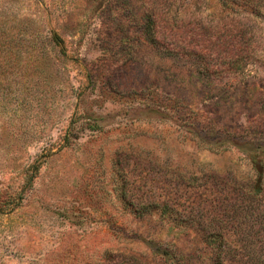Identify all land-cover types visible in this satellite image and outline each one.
Segmentation results:
<instances>
[{
	"label": "rangeland",
	"instance_id": "rangeland-1",
	"mask_svg": "<svg viewBox=\"0 0 264 264\" xmlns=\"http://www.w3.org/2000/svg\"><path fill=\"white\" fill-rule=\"evenodd\" d=\"M259 178L264 0H0V264H264Z\"/></svg>",
	"mask_w": 264,
	"mask_h": 264
},
{
	"label": "trees",
	"instance_id": "trees-1",
	"mask_svg": "<svg viewBox=\"0 0 264 264\" xmlns=\"http://www.w3.org/2000/svg\"><path fill=\"white\" fill-rule=\"evenodd\" d=\"M260 181H261V178L257 179L256 184H255V186L253 188V193L251 194L252 196H263L264 195L263 191L261 189L260 183H259ZM154 205H156V204H154ZM155 207H157V206H154L153 208H155ZM143 208H147V207L143 206ZM143 212H145V211H143Z\"/></svg>",
	"mask_w": 264,
	"mask_h": 264
}]
</instances>
